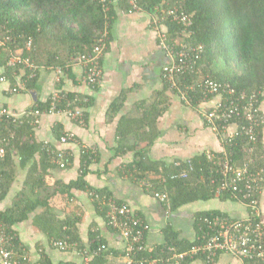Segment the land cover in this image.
<instances>
[{
    "label": "trees",
    "instance_id": "16d2710c",
    "mask_svg": "<svg viewBox=\"0 0 264 264\" xmlns=\"http://www.w3.org/2000/svg\"><path fill=\"white\" fill-rule=\"evenodd\" d=\"M170 8H177L179 12H185L191 16L193 23L188 29L192 30V34L183 33L184 25L168 13ZM120 11L149 13L153 16L154 22L158 19L159 29L166 36L167 42L174 44L176 50L184 49L191 54L192 66L180 75L177 86H172L163 77L167 87L179 93L181 98L182 93L192 98L190 101L192 105H198L202 101V84L207 78L228 83L234 89L233 96L244 94L249 98L252 94H256L259 106L263 102L264 0H109L105 2L101 0H0V58L1 64L6 67L4 75L12 85H15L17 84L16 74L23 73L22 78L27 89H37L41 66L62 68L64 74L71 73L74 59L82 54L92 53L98 38L107 30V48L104 52L106 53L112 39V27ZM29 40L33 42L32 50L26 47ZM19 49H23L22 55L30 57L38 67L10 65L9 60L13 52ZM61 83H63L62 76L57 85L59 92L56 100L57 109L68 110L89 106L91 100L79 97L76 92L63 90ZM52 102L51 96L44 102L37 99L33 108L50 109ZM122 105L123 96L112 104L110 114L116 115ZM165 109V106L159 107L154 103L145 107L140 115L121 117L118 127L119 136L143 135L147 141V145L143 147L139 142L133 145L132 148L137 147L135 158L127 164L125 171L139 181L145 180L158 190L166 191L169 199L164 203L173 210L190 202L210 199L216 195L222 199L241 200V197L235 195L233 189H220L222 176L215 164L216 159H210L206 152L189 159L193 164L192 169L189 167L188 160L176 165L174 161L149 158V149L157 138L152 129L155 128L156 119L164 113ZM260 112L263 114L262 109ZM32 119V116L0 119V147L5 150L4 155L0 154V199L8 195L14 180V156H18L23 165L36 153L40 154L41 170L32 168L30 172L35 171V174L32 173L26 182L34 190L46 186L47 170L59 165L55 161L58 156L51 152L54 147L50 143L39 142L36 139V126L32 124ZM231 122L237 124L235 133L223 136L225 130L220 129L218 133L223 138L225 151L216 154L218 156L227 154L237 166L249 163L251 170L258 171L263 168L264 123L258 126V139L253 142L242 128L246 124L244 119L234 118ZM207 123L210 125L208 121ZM65 133L66 131L59 129L57 132L59 139ZM125 146L124 144V148ZM94 156L95 154L91 151H83L82 166L84 167L80 175L64 187L68 195H71V190L74 188L89 190L98 210L109 222L107 216L109 198H114L117 203L123 201L116 199L107 189H98L88 183L87 167ZM66 162L67 167L71 163L70 153L66 157ZM186 168L189 170L188 176L171 178L170 174H178ZM97 195H100L101 199H97ZM53 196L49 194L46 198H32L28 192L22 191L12 207L4 211L0 210V218L6 225L8 233L14 235L13 245L9 248L14 249L15 257L20 261L19 264H30V261L24 259L28 252L14 225L27 219L30 213L35 212L39 207H43V211L38 215L36 223L45 232L55 239L67 240L70 244H74L67 250L87 248L79 241L74 231L80 217L71 214L65 218L59 217L52 201ZM255 196L259 198L257 188ZM215 215H227V213L220 210H204L197 213V237L194 241L180 239L178 231L170 225L166 226L164 242L142 251L132 252L131 264H151L153 259H156L159 264L168 262L174 250L186 251L195 243L202 241V237L212 231L205 219ZM101 244L106 243L94 234L88 249L93 250ZM108 251L106 244V249L100 250L88 264H95L103 259ZM198 257L205 262L204 256L196 255L185 259L183 264H189ZM247 260L264 264V259L260 258ZM34 264H52V262L43 255Z\"/></svg>",
    "mask_w": 264,
    "mask_h": 264
},
{
    "label": "crops",
    "instance_id": "0c3cea01",
    "mask_svg": "<svg viewBox=\"0 0 264 264\" xmlns=\"http://www.w3.org/2000/svg\"><path fill=\"white\" fill-rule=\"evenodd\" d=\"M159 25L147 12L120 11L112 27L110 46L101 59L99 81L96 84L86 81L85 69L80 63L72 64L71 73L60 74V77H63L61 83L63 90L76 92L79 97L91 100L89 106L81 107L85 113L86 123L81 125L65 113L44 114L40 124L35 127V136L39 142L50 143L57 151L67 149L70 152L71 163L67 167L58 165L49 168L45 178L46 186L34 190L26 182L32 173L35 174V171L30 172L32 168L41 170L40 154L36 153L23 165L19 157L14 156V180L8 195L0 199V210L4 211L13 206L22 191L28 192L32 198L54 195L52 201L59 217L65 218L68 214L80 217L74 231L85 247L89 248L94 234L107 244L109 251L95 264H131V260L125 254L124 238L118 230L108 224L98 210L90 191L74 188L71 195L66 193L64 185L76 179L84 167L83 151L95 154L87 167L86 179L90 186L107 189L116 199L127 202L135 213L147 221L150 226L146 234L148 247L164 242V229L168 225L178 231L180 239L194 241L197 237L196 215L200 211L220 210L233 219H246L251 214V209L245 201L222 199L219 195L206 200H196L173 210L158 199L143 181L125 171L127 164L135 158L137 147L132 148L133 145L139 142L143 147L147 145V141L143 135L119 136V121L124 115L142 114L145 107L154 103L159 107L165 106L166 109L154 123L155 128L152 130L157 138L149 149V158L180 162L203 152L218 153L225 149L222 136L203 116L204 111L211 107L215 99L194 106L183 100L179 93L167 87L163 69L171 62V58L160 44ZM39 68L38 88L35 90L37 99L44 102L58 90L59 74L57 69L51 67ZM5 71L6 67L1 64L0 58V77ZM22 76L23 73L16 74L15 85H12L8 78L6 81H0V105L9 107L18 115L33 108L37 100L32 95V89H27ZM13 87H17L18 91L13 92ZM122 96V107L116 115H111L112 104ZM261 109L264 114V100ZM236 125L231 124L223 136L233 133ZM59 129L73 132L75 140L62 144L57 135ZM262 143L264 149V128ZM261 170L264 175V166L258 171ZM258 195L260 217L264 222V185L258 190ZM42 211L43 207H39L30 213L27 219L14 225L30 256V264L38 262L43 255H46L52 264H81L84 256L79 250H62L55 247L52 244L55 238L36 223ZM189 264L205 262L198 257ZM217 264L259 263L222 252L217 257Z\"/></svg>",
    "mask_w": 264,
    "mask_h": 264
},
{
    "label": "built area",
    "instance_id": "2783aa9c",
    "mask_svg": "<svg viewBox=\"0 0 264 264\" xmlns=\"http://www.w3.org/2000/svg\"><path fill=\"white\" fill-rule=\"evenodd\" d=\"M103 2L109 0H101ZM168 13L173 15L175 19L182 23L183 33L192 34V30L188 28L193 23L192 18L185 12H179L177 8L168 9ZM159 25L158 19L155 20ZM107 30L98 38L94 45L92 53L82 54L76 57L73 63H80L85 69V79L91 84H96L101 75V59L107 48L106 43ZM160 44L166 51V54L171 58V62L164 67L163 76L168 80L172 86H177V79L181 74H184L192 66L193 61L191 54L186 50H176L174 44L167 42L166 36L159 31ZM186 46V45H184ZM28 50L33 49L32 40L28 41L26 45ZM23 49L13 52L9 64L12 66L25 65L31 68L38 66L31 60L30 57L22 55ZM57 80H60V74L64 71L58 68ZM6 76H1L0 81H6ZM13 92H17L18 88L13 87ZM234 89L228 83H221L214 79L207 78L202 84V101L214 100L211 107L204 111V118L210 123L212 128L219 132L220 129L226 130L231 124L232 119H244L246 124L243 125V130L247 133L251 141L256 142L258 139L257 128L264 123V114L260 112L256 94H252L247 98L244 94L240 96H233ZM211 95H215L216 97ZM59 97L58 90H55L51 98L53 100L50 109L31 108L25 110L21 115L16 114L9 107L0 105V119L4 117H13L19 119L22 117H33L32 124L37 126L40 124L41 117L44 114L65 113L79 124L86 123L85 113L80 107L73 109L62 110L56 108V100ZM182 98L190 103L191 99L185 93H182ZM235 133V132H233ZM234 135V134H233ZM75 140L73 132H66L62 135L60 141L62 144H67L69 141ZM225 151V149H224ZM58 158L55 160L61 167H66V157L70 153L67 149L51 150ZM4 148L0 147V154L4 155ZM210 159H216L215 164L218 167V172L222 176L220 189H233L235 195L241 197V200L251 209V214L246 219H233L227 215H215L206 218L209 228L212 231L202 237V241L195 243L186 251L177 252L174 248V253L169 259L170 264H183L184 260L193 258L196 255L205 257V264H217V257L222 252H229L242 259H264V222L261 220L260 200L255 196V189L258 190L264 185L263 171H254L250 169L249 163L244 165L234 164L227 154L218 156L214 152H208ZM181 162V161H180ZM180 162H175L179 165ZM190 169L193 168L191 160H188ZM189 170H183L178 174H170L171 178L177 176H188ZM145 185L152 190L154 195L161 201L169 199V194L166 191H160L147 181L142 180ZM92 195V194H91ZM105 197V196H104ZM103 197V198H104ZM101 199L100 195L96 196ZM109 224L118 230L126 242L125 254L133 262L131 256L134 251H142L148 248L146 242V234L150 228L147 221L135 213L132 207L127 202L117 203L114 198H109V209L107 210ZM13 237L8 233L6 225L0 218V264H19L20 261L15 257L14 249L9 248L13 245ZM55 247L63 250L69 249L72 245L67 240L54 239L52 243ZM106 249V244H101L93 250L82 248L79 250L84 256V261L81 264H88L100 250ZM24 259L30 261L29 254L24 256ZM157 262L153 259L151 263ZM75 264V263H66Z\"/></svg>",
    "mask_w": 264,
    "mask_h": 264
},
{
    "label": "water",
    "instance_id": "95a60500",
    "mask_svg": "<svg viewBox=\"0 0 264 264\" xmlns=\"http://www.w3.org/2000/svg\"><path fill=\"white\" fill-rule=\"evenodd\" d=\"M32 95L35 99H37V91L35 89H32Z\"/></svg>",
    "mask_w": 264,
    "mask_h": 264
},
{
    "label": "clouds",
    "instance_id": "9594fccd",
    "mask_svg": "<svg viewBox=\"0 0 264 264\" xmlns=\"http://www.w3.org/2000/svg\"><path fill=\"white\" fill-rule=\"evenodd\" d=\"M3 76V75H2ZM5 76V75H4ZM7 77V76H6Z\"/></svg>",
    "mask_w": 264,
    "mask_h": 264
}]
</instances>
